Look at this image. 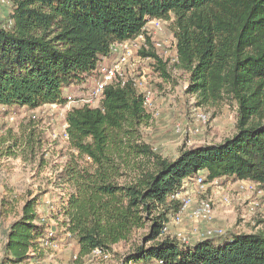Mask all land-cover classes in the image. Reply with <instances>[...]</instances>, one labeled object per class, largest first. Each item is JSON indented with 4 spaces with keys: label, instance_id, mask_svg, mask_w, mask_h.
Segmentation results:
<instances>
[{
    "label": "trees",
    "instance_id": "obj_1",
    "mask_svg": "<svg viewBox=\"0 0 264 264\" xmlns=\"http://www.w3.org/2000/svg\"><path fill=\"white\" fill-rule=\"evenodd\" d=\"M10 9L12 25L0 21L2 109L65 105L71 91L85 96L110 47L142 33L147 48L140 55L154 61L153 74L165 83L174 70L189 75L187 93L197 98L196 108L237 107L232 137L183 148L174 159L144 139L142 129L153 116L132 84L108 86L98 107H72L66 115L69 154L55 180L57 233L49 241L66 237L81 260L96 250L110 253L146 230L124 264H264L263 232H229L191 246L164 232L181 209L177 196L199 176L206 183L230 178L264 190V0H12ZM153 20L170 22L177 67L145 32ZM31 124L0 136V159L41 158L44 167L43 135ZM42 195L24 201L0 264L47 258ZM6 200L2 213L11 215L17 205Z\"/></svg>",
    "mask_w": 264,
    "mask_h": 264
},
{
    "label": "rangeland",
    "instance_id": "obj_2",
    "mask_svg": "<svg viewBox=\"0 0 264 264\" xmlns=\"http://www.w3.org/2000/svg\"><path fill=\"white\" fill-rule=\"evenodd\" d=\"M10 11V6L0 3V21L2 23L8 22ZM160 35L170 41L174 37L170 26L165 27L164 32L158 33L156 36L159 37ZM148 78L149 87L155 93L153 107L149 110L153 116V122L149 127L143 128L142 133L144 139L163 157L174 159L183 148L220 144L235 134L237 107L233 104H221L218 107L201 106V109L210 117V123L202 129L201 133L197 135L187 132L175 133L177 125L184 126L193 123L191 118L193 110L198 106L197 98L187 93L189 75L178 73L173 76L169 83H165L158 75H154L150 71ZM72 94L75 95L72 91L67 92L66 95ZM77 95L81 94L77 93ZM75 106L78 105L72 104V107ZM33 116L37 117V121L34 122L31 119ZM30 121L43 135L45 145L40 157H45V161L48 162H44L43 167L41 158H38L36 162L27 163L21 159H0L1 248L5 244L8 228L16 215L20 213L24 201L29 197L42 193V206L39 208L41 211L40 219L50 217L52 219L55 209L51 210V207L57 203L60 193L55 188L57 169L64 166L69 154L68 143L64 137L66 119L59 112L53 113L44 107L37 110L0 108V136L6 135L8 130L19 134L20 130L27 127ZM223 180L222 189L216 190L208 185L209 188L206 193L196 187L194 179L187 183L185 192L179 195L177 199L182 203L187 195H190L194 201L193 206L203 199L212 200L214 219L209 227L220 228L224 232L232 229L238 233H264V191L251 194L246 191L241 192L236 181L230 178ZM224 196L230 199L229 207L222 205L221 201ZM3 199L13 201L17 205V211L11 215H4L2 208L6 209V206H2ZM217 220L223 221V224L216 226ZM191 227L193 224L185 220L180 228L190 236ZM48 229L51 231L52 228L49 227ZM146 233V230L139 231L130 243H121L115 246L112 252L95 256L91 261V258L75 260L74 257L77 256L75 245L70 241L59 239L57 241L58 248L48 250L47 258L28 264H124L127 256L132 253L135 247L140 245L141 239ZM195 240L196 238L193 239V241Z\"/></svg>",
    "mask_w": 264,
    "mask_h": 264
},
{
    "label": "built area",
    "instance_id": "obj_3",
    "mask_svg": "<svg viewBox=\"0 0 264 264\" xmlns=\"http://www.w3.org/2000/svg\"><path fill=\"white\" fill-rule=\"evenodd\" d=\"M0 3L6 6H11L12 0H0ZM11 25L12 21L9 20L5 27H9ZM169 25L170 22L153 20L147 24L145 32H147V35H150L153 38L155 49L158 51L159 55L166 62H168V65L170 67H177L180 62L177 40L175 37H173V40L170 41L163 35H160L159 37L156 36L158 33H163L165 27ZM146 43V34L142 33L134 40L113 44L110 47V54L107 57L101 59V63L96 73L89 80L86 88L87 93L85 96L82 94L73 96L66 95L67 103L65 105L53 104L50 106H45L44 108L50 109L53 113L59 112L61 116L66 119L67 113L72 109V104H76L78 107L83 105L98 107L103 98L104 91L108 86L118 85L123 87L129 83L132 84L136 91L143 97L145 108L150 110L154 104L155 93L152 92L149 87L148 74L150 71L152 73L150 64L154 61L152 59L143 58L140 55V51H142L144 47L147 48ZM105 59L106 61H104ZM177 73V70L172 71L173 76ZM191 118L193 120L192 124H187L184 126L181 124L177 125L175 127V133L183 134L184 132H187L192 135H197L200 134L202 129L210 122L209 115L201 108H195ZM31 119L34 122L37 121L36 116H33ZM66 129L67 123L65 124L64 137L65 140L68 141L69 138ZM223 182V179H216L211 183H206L205 176L203 175L195 179L196 187L198 189L204 190L206 193L209 188L208 185H210L212 188H215L216 190H220L223 188ZM236 183L238 184L239 191L241 192L246 191L247 193L251 194L256 192L261 193L264 191L259 185L255 183L246 181H236ZM186 188L187 185L184 186V192ZM192 201V197L187 195L185 200L182 201L180 211L172 216L170 223L165 226L164 232L185 246H191L197 242L216 238L225 234V232L220 228L209 227V224L214 219V203L212 200L203 199L197 202L194 206V201ZM221 202L225 207H229L230 205V199L227 196H224ZM49 219H51V217ZM185 220L193 224V227L190 228V236L188 233L183 232L180 228ZM41 222L46 224L47 219H42ZM54 235L55 232L51 229L47 239L42 242V247L46 251L47 255L48 250L57 249L59 246L57 241H49V239L53 238ZM195 238L196 240L193 241ZM102 254H104V252L96 250L92 255L85 257L84 259L86 260L87 258H91V261L95 258V256ZM1 256L2 248L0 247V260ZM49 257L52 258L51 255H49ZM74 259L78 260V257L75 256Z\"/></svg>",
    "mask_w": 264,
    "mask_h": 264
},
{
    "label": "crops",
    "instance_id": "obj_4",
    "mask_svg": "<svg viewBox=\"0 0 264 264\" xmlns=\"http://www.w3.org/2000/svg\"><path fill=\"white\" fill-rule=\"evenodd\" d=\"M104 61H106V59H105ZM75 95H77V94H75ZM53 209H54V208L51 207V210H53ZM39 212H41V211H39ZM40 215H41V213H40ZM40 217H41V216H40ZM221 224H223V221H221V220H217V221L215 222V225H216V226L221 225ZM47 225H48V227H51L52 230L55 231V233H57V230H56V224H55V222H54L53 220L47 218ZM229 232H235V230H232V229L230 230V229H228V230H226L225 234H226V233H229ZM62 240H66V237H65L64 239H62Z\"/></svg>",
    "mask_w": 264,
    "mask_h": 264
}]
</instances>
